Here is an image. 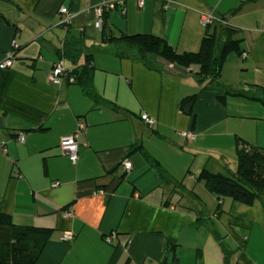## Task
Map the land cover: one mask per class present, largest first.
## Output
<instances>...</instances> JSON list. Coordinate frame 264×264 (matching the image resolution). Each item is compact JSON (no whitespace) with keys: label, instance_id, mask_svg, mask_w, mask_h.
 <instances>
[{"label":"crops","instance_id":"1","mask_svg":"<svg viewBox=\"0 0 264 264\" xmlns=\"http://www.w3.org/2000/svg\"><path fill=\"white\" fill-rule=\"evenodd\" d=\"M137 1L0 0V61L14 56L0 68V212L15 224L52 230L34 264H225L222 247L229 264H264L263 204L218 200L197 179L202 168L229 170L238 142L264 148V118L257 117L264 104L200 89L197 65L176 73L171 65L149 68L135 55L118 57L112 46L91 48L97 99L76 83L48 80L66 28L97 46L94 8L111 3L104 12L114 32L151 34L177 53L198 51L219 24L236 29L245 56L230 53L221 80L264 97V0ZM60 7L68 12L65 26ZM204 12L215 17L206 27ZM231 70L251 79L224 77ZM193 93L186 114L178 104ZM249 103L259 105L255 114ZM80 121L72 164L58 145ZM66 232L71 241L60 239Z\"/></svg>","mask_w":264,"mask_h":264},{"label":"trees","instance_id":"2","mask_svg":"<svg viewBox=\"0 0 264 264\" xmlns=\"http://www.w3.org/2000/svg\"><path fill=\"white\" fill-rule=\"evenodd\" d=\"M236 34V29L219 24L215 31L206 32L198 51L177 53L157 36L114 32L103 12L101 41L97 46L87 44L82 36L76 37L66 28L58 54L61 59L73 65L67 73L72 76L73 83L78 84L93 99H97L98 95L92 85L94 67L91 48L112 46L118 57L135 55L149 68L167 70V66L171 65L168 70L176 73L190 65H197L198 70L192 76L200 89L215 88L221 91L223 94L219 99L230 95L258 100L264 104V97L259 93L232 88L221 80V70L227 56L232 52L242 54L239 46L242 39L236 37ZM260 88L264 92V87ZM195 98V93L182 97L178 104L180 110L191 114ZM143 156L152 167L155 166L148 154L143 153ZM197 179L203 181L207 191L218 200L227 197L247 205L259 200L264 206V148L238 142L235 171L220 173L202 168ZM51 234L49 228L15 224L9 214L0 212V264H34ZM222 250L224 263L229 264L230 251L224 247Z\"/></svg>","mask_w":264,"mask_h":264},{"label":"built area","instance_id":"3","mask_svg":"<svg viewBox=\"0 0 264 264\" xmlns=\"http://www.w3.org/2000/svg\"><path fill=\"white\" fill-rule=\"evenodd\" d=\"M137 4L139 7L143 5V0H138ZM113 4L111 3H103L102 5H98L94 8V14H95V19L93 22V25L96 28H101L102 25V20H103V12L105 7H112ZM59 13L63 15L61 18V23L67 24L69 22V16L67 9L64 7L59 8ZM214 16L211 13L204 12L201 13L200 15V24L204 27L210 25L214 21ZM244 57L245 55L242 54ZM14 62V56L11 53H7L4 58L0 61V68H5L9 67L12 63ZM68 69L64 66L63 61L59 60L55 62L52 65V68L50 70L48 80L49 82L60 85L62 84L63 81L67 80L69 82H73L72 76L68 75ZM141 119L149 124L153 125L154 121L149 118L146 114L141 115ZM85 128V125L83 122H78L76 130H74L72 133H69L67 135H64L60 138L59 140V145L58 148L62 154H65L68 156L69 161L72 164H76L78 160V138L82 134L83 130ZM182 136L188 138L189 140H192L194 138V135L191 132H182ZM18 139L20 141H23V136L22 134L18 135ZM121 166L125 171H129L131 168V162L129 159L124 158L121 162ZM68 213H65L64 216H68ZM73 238V235L70 232H66L62 234L60 237L61 240L63 241H71ZM106 242H110V238L107 237L105 238Z\"/></svg>","mask_w":264,"mask_h":264},{"label":"rangeland","instance_id":"4","mask_svg":"<svg viewBox=\"0 0 264 264\" xmlns=\"http://www.w3.org/2000/svg\"><path fill=\"white\" fill-rule=\"evenodd\" d=\"M226 73H228V74H226ZM226 73L224 74L225 76L223 75L224 77H240L241 79H251L250 73H246V72H237L236 73V72H234V71L231 70V72L229 71V72H226ZM249 104L252 105V108L250 109V111L255 114V111H254L255 109L254 108H259L258 107L259 105L256 104V103H249ZM262 110H264V108ZM261 115L262 116H257V117L264 118V113H262ZM251 127L254 129V126H253L252 123H251ZM261 132H262V134H264V128H263V130H261ZM234 158H235L234 159V162L231 163V165L229 164L230 165L229 170L230 169L231 170L230 171L226 170L225 173H231L232 171H235V169H236V157H234ZM262 241H264V240L262 239Z\"/></svg>","mask_w":264,"mask_h":264}]
</instances>
